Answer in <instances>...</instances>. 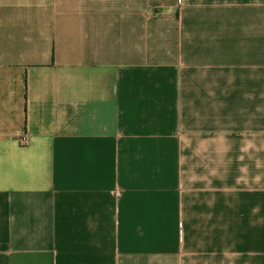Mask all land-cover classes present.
Wrapping results in <instances>:
<instances>
[{
    "label": "crops",
    "instance_id": "obj_1",
    "mask_svg": "<svg viewBox=\"0 0 264 264\" xmlns=\"http://www.w3.org/2000/svg\"><path fill=\"white\" fill-rule=\"evenodd\" d=\"M0 264H264V0H0Z\"/></svg>",
    "mask_w": 264,
    "mask_h": 264
},
{
    "label": "built area",
    "instance_id": "obj_2",
    "mask_svg": "<svg viewBox=\"0 0 264 264\" xmlns=\"http://www.w3.org/2000/svg\"><path fill=\"white\" fill-rule=\"evenodd\" d=\"M24 142H26V139H23Z\"/></svg>",
    "mask_w": 264,
    "mask_h": 264
}]
</instances>
